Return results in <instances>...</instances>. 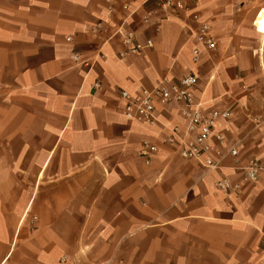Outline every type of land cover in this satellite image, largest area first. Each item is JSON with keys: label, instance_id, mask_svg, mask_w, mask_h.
Segmentation results:
<instances>
[{"label": "crops", "instance_id": "obj_1", "mask_svg": "<svg viewBox=\"0 0 264 264\" xmlns=\"http://www.w3.org/2000/svg\"><path fill=\"white\" fill-rule=\"evenodd\" d=\"M162 1L0 0V264H264V171L236 169L264 167V0ZM199 23L216 49L193 62ZM120 32L152 47L125 54ZM186 74L203 112L229 113L209 143L236 163L208 170L163 144L186 128L175 104L154 126L124 116L121 91Z\"/></svg>", "mask_w": 264, "mask_h": 264}, {"label": "built area", "instance_id": "obj_2", "mask_svg": "<svg viewBox=\"0 0 264 264\" xmlns=\"http://www.w3.org/2000/svg\"><path fill=\"white\" fill-rule=\"evenodd\" d=\"M164 11H188L180 1H162L160 3ZM194 21H198L197 16H193ZM122 44L126 47L125 54H139L145 48H151L152 43L147 41L143 46L135 41L132 33H121ZM194 39L198 44L192 53V61L197 62L201 51L213 52L216 49V43L210 33V27L207 24L199 23L193 33ZM73 61L87 67L89 62L80 61L77 54H73ZM196 77L192 74L182 76L176 82L167 83L158 88H143L137 95L132 96L126 91L119 93L120 99L124 102L123 113L126 119L149 126L158 124V118L155 114L156 107H165L169 104H175L178 108L180 117L186 123L185 130L176 126L171 128L168 136L163 139V144L168 146L178 145L179 156L185 160L196 161L198 164L208 170H220L222 161L230 159L236 163L238 158L237 149L232 146L228 150L221 152L218 148L212 146L209 141L213 140L219 147L223 146L224 138L217 131L219 122H225L230 119L226 111L212 110L203 112L201 105L196 103L193 96V90L196 86ZM94 89H99V84H94ZM195 133L188 140L184 138ZM156 152L155 146H146L140 151V156L145 159V164L149 165L152 155ZM243 173V181L254 183L259 174L264 171V167L253 161L244 166L236 167ZM216 187L220 191L228 192L237 189L236 185L231 184L227 179L217 182ZM262 250H264V233L261 239Z\"/></svg>", "mask_w": 264, "mask_h": 264}, {"label": "rangeland", "instance_id": "obj_3", "mask_svg": "<svg viewBox=\"0 0 264 264\" xmlns=\"http://www.w3.org/2000/svg\"><path fill=\"white\" fill-rule=\"evenodd\" d=\"M73 56V55H72Z\"/></svg>", "mask_w": 264, "mask_h": 264}]
</instances>
